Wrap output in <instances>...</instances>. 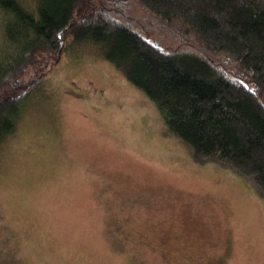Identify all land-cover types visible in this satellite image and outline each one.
<instances>
[{
	"label": "rangeland",
	"instance_id": "374dc122",
	"mask_svg": "<svg viewBox=\"0 0 264 264\" xmlns=\"http://www.w3.org/2000/svg\"><path fill=\"white\" fill-rule=\"evenodd\" d=\"M126 8L176 44L135 1ZM57 56L0 144V264H264L253 180L198 160L93 48L68 39Z\"/></svg>",
	"mask_w": 264,
	"mask_h": 264
},
{
	"label": "trees",
	"instance_id": "16d2710c",
	"mask_svg": "<svg viewBox=\"0 0 264 264\" xmlns=\"http://www.w3.org/2000/svg\"><path fill=\"white\" fill-rule=\"evenodd\" d=\"M128 1L0 0V144L71 39L141 89L198 160L264 192V0H133L173 46L133 21Z\"/></svg>",
	"mask_w": 264,
	"mask_h": 264
}]
</instances>
